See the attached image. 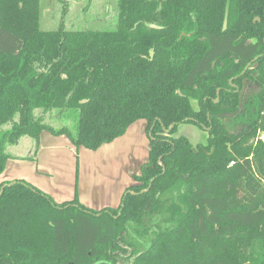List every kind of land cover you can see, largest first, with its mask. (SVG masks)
<instances>
[{
    "label": "trees",
    "instance_id": "obj_1",
    "mask_svg": "<svg viewBox=\"0 0 264 264\" xmlns=\"http://www.w3.org/2000/svg\"><path fill=\"white\" fill-rule=\"evenodd\" d=\"M38 1L0 0V175L43 132L96 151L141 120L150 149L116 208L0 182V264H264V0H116L103 30Z\"/></svg>",
    "mask_w": 264,
    "mask_h": 264
},
{
    "label": "rangeland",
    "instance_id": "obj_2",
    "mask_svg": "<svg viewBox=\"0 0 264 264\" xmlns=\"http://www.w3.org/2000/svg\"><path fill=\"white\" fill-rule=\"evenodd\" d=\"M38 2L40 27L43 30H55L61 23L66 29L72 30H103L113 24L116 0ZM51 124L56 127L64 125ZM176 136L186 137L193 146L207 141L206 131L193 124L179 125ZM149 139L146 123L141 120L131 124L123 137L102 145L96 151L76 148L66 136H53L43 132L36 160H29L25 157L31 155L32 141L28 137H22L16 145L7 148V153L13 159L7 160L0 181L10 171L9 178L12 181L22 179L49 195L56 203L72 200L77 190V198L82 197L78 198L79 202L88 208L96 209L92 208L94 203H91L95 195L97 199L100 196L109 199L107 207L116 208L125 189L135 185L133 176L128 174L127 169L134 164L141 167L148 160ZM260 139L264 141V135Z\"/></svg>",
    "mask_w": 264,
    "mask_h": 264
},
{
    "label": "crops",
    "instance_id": "obj_3",
    "mask_svg": "<svg viewBox=\"0 0 264 264\" xmlns=\"http://www.w3.org/2000/svg\"><path fill=\"white\" fill-rule=\"evenodd\" d=\"M126 134V133H125ZM124 134V135H125ZM123 135V136H124ZM122 136V137H123ZM121 138V137H120ZM115 141V140H114ZM113 141V142H114ZM40 144H41V140H40ZM110 144V143H109ZM40 147V146H39ZM39 149V148H38ZM39 151V150H38ZM37 151V152H38ZM36 157H37V154H36ZM36 157H35V159L34 160H36ZM8 162V161H7ZM7 162H6V165H7ZM134 162H136V161H134ZM5 168H6V166H5ZM131 168H135L134 170H131ZM139 169H140V167L138 166V164L137 165H131L128 169H127V172H128V174L129 173H131V176H133L134 174H135V172L134 171H139ZM10 177V171H9V173H5L4 174V178H2L1 179V181L0 182H3V181H12L11 180V178H9ZM16 180V179H15ZM19 180V179H18ZM22 180V179H21ZM14 181V180H13ZM76 192H77V190H76ZM95 192L96 193H98L97 192V190H95ZM77 196H79V194L77 193ZM96 196L97 195H95L94 196V198L91 200V203H94L93 204V206H92V208H96V209H101V208H103V207H107V206H109V199H106V198H104L103 196L101 197H98V199L96 198ZM79 198V197H78ZM79 199H82V197L81 198H79ZM80 201V200H79ZM82 205H84V204H82ZM85 206V205H84ZM86 207V206H85Z\"/></svg>",
    "mask_w": 264,
    "mask_h": 264
},
{
    "label": "water",
    "instance_id": "obj_4",
    "mask_svg": "<svg viewBox=\"0 0 264 264\" xmlns=\"http://www.w3.org/2000/svg\"><path fill=\"white\" fill-rule=\"evenodd\" d=\"M257 20V19H256ZM259 20V19H258ZM172 127H173V125H171L167 130H165L164 128H163V131L164 132H170L171 131V129H172ZM152 130V129H151ZM149 136H151V132H149V134H148ZM152 182V181H151ZM151 182H150V184H149V187L151 186ZM15 182H12V184H14ZM1 191H2V189H1Z\"/></svg>",
    "mask_w": 264,
    "mask_h": 264
},
{
    "label": "flooded vegetation",
    "instance_id": "obj_5",
    "mask_svg": "<svg viewBox=\"0 0 264 264\" xmlns=\"http://www.w3.org/2000/svg\"><path fill=\"white\" fill-rule=\"evenodd\" d=\"M258 21H259V20H258ZM216 102H217V101H216ZM148 134H149V133H148ZM148 136H149V135H148ZM141 168H142V166H141L140 169H139V173H140V171H141ZM139 173H138V174H139ZM138 174L135 173V174L133 175V180H134V177H135L136 175H138ZM127 188H128V187H127ZM125 190H126V189H125Z\"/></svg>",
    "mask_w": 264,
    "mask_h": 264
}]
</instances>
